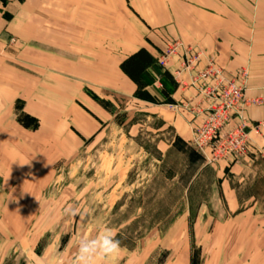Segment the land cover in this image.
<instances>
[{"label":"rangeland","instance_id":"1","mask_svg":"<svg viewBox=\"0 0 264 264\" xmlns=\"http://www.w3.org/2000/svg\"><path fill=\"white\" fill-rule=\"evenodd\" d=\"M20 1L0 0L3 20ZM37 1L65 20V0ZM124 1L154 25L149 49L163 69L177 66L182 100L90 91L98 130L72 149L34 132L38 120L17 102V125L0 126V264H74L78 239L105 228L120 249L100 264H264V120L247 117L264 112V0H202L218 6L201 17L215 30L183 20L179 0ZM194 33L200 43L183 41ZM212 116L216 133L242 143L231 157L198 139Z\"/></svg>","mask_w":264,"mask_h":264},{"label":"crops","instance_id":"2","mask_svg":"<svg viewBox=\"0 0 264 264\" xmlns=\"http://www.w3.org/2000/svg\"><path fill=\"white\" fill-rule=\"evenodd\" d=\"M124 3L65 0V20L53 16L58 12L53 4L48 6L50 13H44V6H39L37 0L34 6L21 0L8 21L2 19L0 11V126L17 125L14 110L19 102L25 114L38 120L39 127L34 132L44 131L51 142L66 141L69 149L91 137L98 130L96 120L100 116L96 110L100 107L87 94L110 91L133 95L136 88L121 72L120 64L139 49L157 57L156 50L151 52L148 46H157L152 41L154 36L152 39L145 33L154 25L140 19L139 12L132 6L131 10L124 7ZM179 3L180 13L184 14L181 18L188 17L194 29L217 28L213 21H201L203 15L218 13L217 4H204L202 0ZM183 23V30H190ZM15 29L17 38L11 44L9 38L15 36ZM186 35L183 41L200 43L199 33L191 34L190 39ZM176 67L166 69L172 74ZM156 87L151 86L148 91L158 96ZM258 94L250 91L246 95L253 98ZM178 95L175 92L173 101L180 99ZM262 113L261 108L247 109L252 122L264 120Z\"/></svg>","mask_w":264,"mask_h":264},{"label":"trees","instance_id":"3","mask_svg":"<svg viewBox=\"0 0 264 264\" xmlns=\"http://www.w3.org/2000/svg\"><path fill=\"white\" fill-rule=\"evenodd\" d=\"M120 70L134 84L136 99L156 105L173 103L172 96L177 91V85L172 74L160 67L156 59L145 49H139L127 57L120 64ZM156 81L160 84L158 96L148 91Z\"/></svg>","mask_w":264,"mask_h":264},{"label":"clouds","instance_id":"4","mask_svg":"<svg viewBox=\"0 0 264 264\" xmlns=\"http://www.w3.org/2000/svg\"><path fill=\"white\" fill-rule=\"evenodd\" d=\"M65 211L71 215L76 214L72 207L66 208ZM119 249L120 241L115 238L111 229L105 228L94 237L78 239L74 264H100L116 254Z\"/></svg>","mask_w":264,"mask_h":264},{"label":"built area","instance_id":"5","mask_svg":"<svg viewBox=\"0 0 264 264\" xmlns=\"http://www.w3.org/2000/svg\"><path fill=\"white\" fill-rule=\"evenodd\" d=\"M237 95H240V93H237ZM229 97H231L234 101L235 96H233L231 94V95H229ZM237 101H240L239 97L237 98ZM243 107H244V105L242 103H240L239 105L236 104L234 106L233 110L235 112H237V111L241 112L242 111L241 112V115H242L243 111H244ZM213 118H214V116L208 118L209 121L199 131L198 139L200 140V137H204L207 144H211L210 142L213 141L214 145H213L212 149H215V151H216V147H217L218 151L221 152L222 156H230L231 157V156H233L232 152H234L240 145H242V143L237 138H233L231 135L228 136L227 138H223L220 135V133H216V131H215L216 127H214L213 125L210 124V122L212 121ZM211 127L214 129V131L209 132L208 129ZM205 134H206V136H205ZM210 134H213V138H210ZM236 144L239 146H236ZM211 147H212V145H211Z\"/></svg>","mask_w":264,"mask_h":264}]
</instances>
